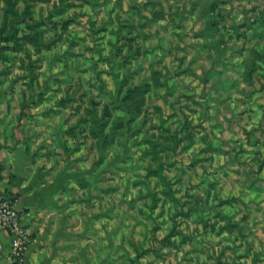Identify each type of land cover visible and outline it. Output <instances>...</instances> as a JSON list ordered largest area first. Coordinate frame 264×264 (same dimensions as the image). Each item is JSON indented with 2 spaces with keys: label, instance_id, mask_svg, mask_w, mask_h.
I'll return each mask as SVG.
<instances>
[{
  "label": "rangeland",
  "instance_id": "rangeland-1",
  "mask_svg": "<svg viewBox=\"0 0 264 264\" xmlns=\"http://www.w3.org/2000/svg\"><path fill=\"white\" fill-rule=\"evenodd\" d=\"M196 1L166 0L165 24L138 28L146 5L137 17L114 0H0V27L20 19L38 39L15 51L0 44L10 126L0 133L51 137L58 163L72 150L75 174L59 205L68 211L55 217L84 228L83 259L66 250L73 264L86 255L89 264H264L259 131L229 129L216 100L248 94L241 83H264V72L259 55L241 59L240 43L229 58L195 56L211 39L227 46L246 33L226 18L243 0ZM179 3L186 17L176 26ZM176 34L179 54L167 52Z\"/></svg>",
  "mask_w": 264,
  "mask_h": 264
},
{
  "label": "crops",
  "instance_id": "crops-1",
  "mask_svg": "<svg viewBox=\"0 0 264 264\" xmlns=\"http://www.w3.org/2000/svg\"><path fill=\"white\" fill-rule=\"evenodd\" d=\"M192 1L198 5L196 0ZM114 2L115 7L120 9H132L137 13V17L140 16L143 5L149 7L151 11L146 13H150L146 15V21L135 20L138 28L144 24L145 27H148L151 21H158L160 25H163L167 20L165 11L169 10L167 8L169 4L166 0H114ZM179 4L181 6L177 9L179 13L177 20L178 18H182V20L178 21L176 26L182 25L186 17L183 13L184 4ZM227 6L228 9L231 8L230 12L227 11L229 13L227 15L230 16L226 17L227 22H241L238 24H242L246 33H242V36L239 37H227L225 39L226 47L219 46L217 41L211 39L212 43H207L210 46L199 47L195 56L202 53L203 57L207 58L212 57V53L215 56L225 50V57L229 58L233 54L232 49L240 43L242 47L238 52L241 53V59H246L251 54L249 59L256 58L254 54L259 55L255 62L261 64L260 72H264V0H243L240 1L239 6L233 7L235 4ZM234 9L238 10V16H234ZM152 32L155 30L153 29ZM145 36L148 34L145 33ZM174 37L175 46L169 47L167 52H178L179 54V51H183L185 44L179 34ZM163 39L164 35H159L155 40L162 41ZM167 40L170 41V37ZM230 71L231 73L236 72L235 67L230 68ZM262 84L264 83L254 85L253 79L245 81L241 83L240 88L250 89L248 94H227L224 99L219 96L216 100L220 101L217 104L222 105L223 103L227 106V125L235 124L243 131L250 130V128L258 129L259 133L256 134L260 136V139H257L256 143L261 148L262 158L258 183L264 185V86ZM235 85L238 87V84ZM0 101H2L0 103V111L2 110L0 132H2L8 131L10 126L8 124L9 115L5 116L8 100L3 98ZM215 108L214 104H211L212 114ZM213 116L215 117V113ZM211 119L212 117L209 118L210 122H212ZM233 127L234 125L229 129ZM49 138L51 137H42V133H0V190L16 194L14 206L20 211L25 225L31 230L32 238L27 253V264H73L74 258L71 257L72 255L68 256L66 250L80 249V259H83L81 253H83L84 246V228L69 227L63 218L57 217L56 219L55 217L67 214L68 211L59 205L62 203V199L66 198L65 189L71 185L72 176L75 174V170L73 171L71 167L73 159L68 157V153H71L72 150L64 148L67 161L58 163L59 160L54 157L53 148L55 145H52L53 142ZM73 235H80L82 240L79 243H73ZM68 238L70 242H67ZM10 249V237L0 228V264H9ZM85 261L89 264L88 255H86Z\"/></svg>",
  "mask_w": 264,
  "mask_h": 264
},
{
  "label": "built area",
  "instance_id": "built-area-1",
  "mask_svg": "<svg viewBox=\"0 0 264 264\" xmlns=\"http://www.w3.org/2000/svg\"><path fill=\"white\" fill-rule=\"evenodd\" d=\"M0 228L10 237L9 264H27L31 230L25 225L20 211L15 208L11 193L0 190Z\"/></svg>",
  "mask_w": 264,
  "mask_h": 264
},
{
  "label": "trees",
  "instance_id": "trees-1",
  "mask_svg": "<svg viewBox=\"0 0 264 264\" xmlns=\"http://www.w3.org/2000/svg\"><path fill=\"white\" fill-rule=\"evenodd\" d=\"M9 11L11 12L10 15L16 16L19 18V15L21 13L18 12V10L12 5L9 7ZM21 21H24L21 20ZM20 19H17V21H4L3 25L0 27V44L5 43L6 45H2L1 49L4 50H20V42L31 40L35 45L37 44V36L34 34V32H28L24 33L21 32V27L19 26ZM37 25V23H34L32 25H28V28H33ZM12 42V43H11ZM12 45H9V44ZM11 193V192H9ZM13 200L16 198V194H12Z\"/></svg>",
  "mask_w": 264,
  "mask_h": 264
}]
</instances>
